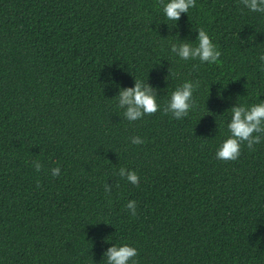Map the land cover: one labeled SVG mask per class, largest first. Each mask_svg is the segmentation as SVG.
Masks as SVG:
<instances>
[{"label": "trees", "instance_id": "obj_1", "mask_svg": "<svg viewBox=\"0 0 264 264\" xmlns=\"http://www.w3.org/2000/svg\"><path fill=\"white\" fill-rule=\"evenodd\" d=\"M200 28L216 63L171 52ZM261 54L264 13L240 0H196L177 24L160 0H0V264H104L113 244L138 264H264V140L215 155L230 108L264 101ZM135 79L160 110L129 122L116 96ZM187 81L177 120L163 108Z\"/></svg>", "mask_w": 264, "mask_h": 264}, {"label": "clouds", "instance_id": "obj_2", "mask_svg": "<svg viewBox=\"0 0 264 264\" xmlns=\"http://www.w3.org/2000/svg\"><path fill=\"white\" fill-rule=\"evenodd\" d=\"M240 3L251 12L264 13V0H240ZM162 11L167 20L177 22L181 14H187L190 8L196 6V0H160ZM176 26V25H175ZM198 37L196 45L190 42L172 44L171 52L181 60H198L200 63H216L221 56L220 51L213 44L207 32L200 28L197 30ZM258 59L264 67V54ZM193 67H196L194 65ZM199 87V82H184L177 87L170 95V98L163 108L164 114H171L174 119L180 120L188 116L190 110L195 108L193 100L194 89ZM118 107L124 109V118L129 122L142 119L146 115H154L160 110L157 103L156 89L150 85L135 79L134 87L121 88L118 96ZM231 119L227 123V138L219 145L215 155L218 160L227 162L235 161L241 154V147L246 146L249 150L255 151L254 145L260 144L264 140V101L259 104L245 106L237 104L230 108ZM132 144H143L140 137H132ZM33 166L37 172L41 170V163L33 161ZM51 175L58 177L60 168L51 169ZM118 175L126 179L132 185L139 186V177L135 171H129L124 167L119 169ZM118 187L119 185H115ZM39 187V183H37ZM113 186L105 184L106 193H110ZM130 214L136 215V202L129 201L126 205ZM138 255L137 249L128 244L114 245L103 253L104 264H138L135 259Z\"/></svg>", "mask_w": 264, "mask_h": 264}]
</instances>
